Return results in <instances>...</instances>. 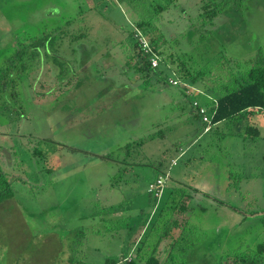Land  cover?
<instances>
[{"label":"rangeland","instance_id":"374dc122","mask_svg":"<svg viewBox=\"0 0 264 264\" xmlns=\"http://www.w3.org/2000/svg\"><path fill=\"white\" fill-rule=\"evenodd\" d=\"M200 1L179 0L163 14L166 52L188 50L202 66L264 60V0H236L212 25L197 20ZM137 7L0 0V152L3 169L23 179L0 202V264L119 259L155 207L186 194V264L264 247V111L204 132L182 88L145 82L127 65L128 36L148 13ZM250 125L257 138L242 137ZM159 176L167 177L160 200L149 192Z\"/></svg>","mask_w":264,"mask_h":264},{"label":"trees","instance_id":"16d2710c","mask_svg":"<svg viewBox=\"0 0 264 264\" xmlns=\"http://www.w3.org/2000/svg\"><path fill=\"white\" fill-rule=\"evenodd\" d=\"M130 4L133 9L138 5L136 11L144 8L148 13L143 14L136 21L135 29L128 36L132 44L124 46L126 53L127 65L132 67L137 74L145 78V82L157 80L164 86H172L169 83L167 71L169 68L175 73V76L182 81L183 85L190 87L198 86L209 91L216 97V101H211L206 106L210 110V124L204 123L201 116L196 112V117L202 123V127H213L222 122H232L236 120H245L255 113L264 111V60L251 58L245 61L228 59L227 64H218L217 66H208L192 62L190 51H181V53L166 52L165 35L160 30V23L163 14L179 3V0H124ZM236 0H201L198 4V18L204 25H212L220 17L222 12L227 8L237 6L233 3ZM182 15L186 14V9L181 10ZM148 14V15H147ZM194 25V24H193ZM194 27V26H193ZM86 34L76 35L74 41L84 38ZM140 38L145 39L150 47L151 52L146 53L143 49ZM41 46L47 50L46 43ZM129 47V48H128ZM34 56V54H31ZM47 55H49L47 53ZM157 56L160 58V64L157 68L151 66V59ZM32 58V56H30ZM52 62H59L58 57ZM193 58V56H192ZM51 62V61H49ZM130 62H135L131 65ZM202 62V61H201ZM241 62H244L242 65ZM263 62V63H261ZM180 88V86H177ZM183 88V87H182ZM186 90V88H183ZM193 100L191 94L185 96ZM195 109V108H194ZM259 130L257 127L247 126L242 135L244 138H257ZM154 136L150 135L139 141L128 143L125 146L127 153L130 154L135 147L140 148L146 142L153 140ZM43 156V152H35L33 156ZM45 157V156H43ZM4 154L0 152V202L12 198L14 195L15 184L23 180L20 175H11L3 169ZM195 192L199 193L196 189ZM163 197V195H162ZM186 200L190 195L186 194ZM160 200V199H158ZM184 203H175L169 208L162 207L157 210L155 207L152 214L142 225V238L135 237L132 244L136 245V252L132 257L125 254L119 259H107L105 264H186L182 253L190 249L189 240L191 236L188 230V216L190 207L188 200ZM173 210L166 212L167 210ZM144 235H143V234ZM165 244V249L161 250L160 246ZM264 247L259 246L255 252L238 254L235 256H222L218 264H261L263 260Z\"/></svg>","mask_w":264,"mask_h":264},{"label":"built area","instance_id":"2783aa9c","mask_svg":"<svg viewBox=\"0 0 264 264\" xmlns=\"http://www.w3.org/2000/svg\"><path fill=\"white\" fill-rule=\"evenodd\" d=\"M139 41L141 42L145 52L146 53H150L152 49H151L149 43L143 38H140ZM159 64H160V58L157 57V56H154L151 59V66L153 68H157L159 66ZM169 83H170V85L175 86V87L183 85L179 80L173 79V78L169 79ZM188 92L193 95L194 91L191 92V90H190ZM193 107L195 108L197 114L199 116H201L202 121L204 123L210 124V110H208V108H206L205 106L201 105L196 100H193ZM166 178H167L166 176L165 177L164 176H159L158 179L155 182L150 184L149 192L154 196V198H156V199H161L162 198L163 191H164L165 184H166Z\"/></svg>","mask_w":264,"mask_h":264},{"label":"crops","instance_id":"0c3cea01","mask_svg":"<svg viewBox=\"0 0 264 264\" xmlns=\"http://www.w3.org/2000/svg\"><path fill=\"white\" fill-rule=\"evenodd\" d=\"M169 72H171L172 73V75L173 76H171V77H169V79L170 78H173V79H177V80H179L181 83H182V81L179 79V78H177L176 76H175V73L174 72H172V70L169 68ZM188 85H180V88H186V90H183V93H184V96H186V94H188L189 92L188 91H190L191 90V92H195L196 93V95H195V97H196V101H198L201 105H203V106H205L206 108H208L206 105L207 104H209L211 101H216L217 99H216V97L212 94V93H210L209 91H206V90H204V89H202V88H199L198 86H194V87H190V86H188ZM173 87H175V86H173ZM182 88V89H183ZM193 95L191 94V97H192ZM199 96H204V97H206L207 98V102L208 103H206V104H202L200 101H199V99L197 98V97H199ZM208 110H209V108H208ZM220 124V123H219ZM218 125V124H217ZM216 126V125H215ZM214 127V126H213ZM212 131V127L210 128H206L205 130H204V132H211ZM135 252H136V245H134V242H133V244H132V249L131 250H129V252L127 253V254H125L126 256H130V257H132L134 254H135ZM124 255V254H123ZM122 255V256H123Z\"/></svg>","mask_w":264,"mask_h":264}]
</instances>
